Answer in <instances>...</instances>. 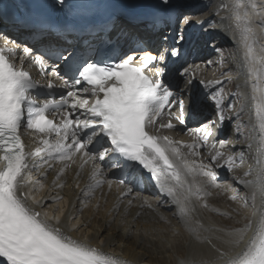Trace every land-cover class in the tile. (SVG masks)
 <instances>
[{
    "label": "snow or ice",
    "instance_id": "1",
    "mask_svg": "<svg viewBox=\"0 0 264 264\" xmlns=\"http://www.w3.org/2000/svg\"><path fill=\"white\" fill-rule=\"evenodd\" d=\"M59 2L63 4L64 0ZM168 3L169 0H162L163 5ZM257 6L255 0H232L230 6L245 49L243 59L251 94L250 105H242L240 112L250 107L253 113L250 123L252 140L256 145L253 159L257 167L254 180H241L250 190L243 197V204L253 209L255 227L253 221L248 220L243 227L226 231L225 235L231 239L223 241L231 247H239L244 236L251 231L252 236L241 251L232 254L213 244L206 235L210 229L193 217L196 212L193 200L200 201L201 208L217 211L207 203L211 193L197 180V177H209L207 186L220 187L215 173L206 171L202 163L194 164L187 158L188 155H198L196 149L208 143L212 134L209 125H215L217 121L210 120L199 128L190 129L195 133L207 129L198 136V143L192 145L157 134L159 129L175 128L172 105H177L179 110L175 119L181 125L186 124L184 100L175 98L172 85L164 78L163 69L156 67L155 62L165 59L163 54L157 56L133 51L112 63L86 60L74 66L68 56L52 53L57 60L66 62L64 75L58 71L59 64L52 67L53 75L63 84L58 86L51 80L47 81L43 87L49 92L42 95L36 91L41 86L25 70L23 58L18 57L13 48L5 46L0 47V264H127V261L113 257L99 247L74 239L69 233L77 229L63 227L58 215L49 216L47 208L60 204L62 196L51 198V205L39 201H34L33 206L29 204L31 194L25 189L34 170H44L46 179L47 170L53 163L75 162L77 157L81 160V172L89 161L93 162L89 184L81 193L83 206H87L95 190L105 183L102 179L105 170L96 161L108 158L110 169H119L122 175L133 179L138 165L147 170L156 185L172 197L185 230L199 243L212 244L218 253L215 261H202L200 264H264V47L257 52L258 37L249 20L250 10ZM256 15L262 16L260 27L264 29V15L260 12ZM23 51L28 56L33 54L29 47ZM177 55L178 51L173 49L171 56ZM33 60L43 69L46 62L44 54L34 56ZM194 67L199 66L189 65L181 69L179 75L194 78L195 73L190 71ZM146 70H154L155 76L146 74ZM187 82L190 84L192 80ZM201 84L206 89L214 86L212 82L205 84L201 81ZM57 87L67 91L53 95L52 90ZM209 98L222 124L225 108L221 92L211 93ZM57 115L60 117L58 123L49 118ZM164 115L169 117L167 123H161ZM22 129L44 134L45 138L40 141L43 147L26 151ZM218 143L224 147L227 141ZM182 147L190 149L189 153H183ZM252 148L253 144H249V149ZM222 155L219 151L211 155L207 167ZM226 163L231 170L236 160L228 157ZM239 163H244L243 153ZM68 167L65 164L59 170L53 180L54 188L64 187L60 180ZM245 175L252 173L249 171ZM107 183L111 186L112 181ZM118 183L124 185L126 179H120ZM43 187L40 180L33 184L34 191ZM230 199L236 200L237 196ZM37 207L43 211L36 210ZM68 219L74 220L75 217Z\"/></svg>",
    "mask_w": 264,
    "mask_h": 264
},
{
    "label": "bare ground",
    "instance_id": "2",
    "mask_svg": "<svg viewBox=\"0 0 264 264\" xmlns=\"http://www.w3.org/2000/svg\"><path fill=\"white\" fill-rule=\"evenodd\" d=\"M138 3L145 10H149L151 6L174 5L178 8L180 15L184 14V20L187 18L185 20L187 27H192L198 21L207 20L205 31H203L207 37L201 45L203 46V53L206 55L203 54L201 60L196 64L199 66L198 68L190 69L195 73L194 78H183L178 75L173 80L172 86L178 87L175 93L181 96H190L192 93V97L195 98L196 88L201 90L205 87L201 81H204L205 84L209 82L215 84L216 81L225 78L226 75H232L235 78L231 83H226L211 91V93L220 91L221 94H225L224 97L221 96L225 108V119L222 124L226 131V146L221 147L217 143H211L209 155L204 153L201 148H197L198 155H188L187 157L194 164L202 163L205 165L206 171L214 172L216 183L220 185V187L207 186L209 177H197V180L205 186V190L211 193L207 197L209 207L217 211L201 208L199 206L201 202L193 200L192 203L196 206L193 217L199 220L205 228L210 229L206 235L211 238L213 244L235 254L247 244L252 232L250 231L244 236L239 247H231L223 242L231 239L225 235V232L243 227L248 220H252L255 227L256 218L253 216V209L250 205L245 207L243 204V197L249 194L250 190L241 183V180H254L257 167L253 159L256 145L252 140L250 123V117L253 113L250 107H245V111L240 112L242 105H250L249 96L251 93L247 86L249 81L243 59L245 49L242 47L240 32L235 27V19L230 11L232 0H169L168 5H163L162 0H140ZM256 4L258 5L257 8L250 10L249 14L253 30L256 26L260 28L258 24L262 23V16H258L256 13L260 12L264 15V0L261 1V4ZM226 5L229 7H225ZM119 26L120 29L124 28L123 33L138 36L150 34L156 28L153 24L149 29H146L144 25H129L121 18L119 19ZM262 31L261 34L256 33L258 53L260 48L264 47V29ZM23 62L26 67L31 68V59L23 58ZM151 67L149 68L151 69ZM151 71L155 74L154 70ZM188 79L192 80L190 84L187 82ZM211 93L205 96L200 104L195 105L196 115L200 121L207 118L203 112H200L202 109L210 113L209 121L215 120V117L219 118L215 106L209 98ZM199 95L200 93H198ZM172 113L177 115L175 112ZM162 118L161 123H167L168 120ZM166 119L168 118L166 117ZM172 123L175 127L180 126L175 118H172ZM218 131H220V127L216 123L214 132ZM157 134L168 136L173 141L183 142L187 145H192V140H194L191 136L174 129H159ZM22 138L25 142L26 151L32 152L43 147L40 141L45 138V135L38 137L26 132L22 134ZM196 140L198 137L195 138L194 144L198 143ZM199 143L202 144V141ZM249 144H253L252 149H249ZM181 151L188 154L190 149L182 147ZM217 151L223 155L215 163H212L211 167H207L211 162V155ZM241 153L244 155V163L242 164L239 163L240 159L236 157V154ZM228 157H234L236 160V165L231 170L226 163ZM80 163L81 160L77 157L75 162L53 163L50 170H47V166H45V170H47L46 179L43 176L44 170H34L30 177L29 186L25 189L31 194L30 206H33L34 201L51 205V198L62 196L63 200L60 204L47 208L49 216L58 215L63 227L77 229L69 233L74 239L99 247L109 255L127 261V264H181V262L200 264L202 261L216 260L218 253L212 244L199 243L185 230L177 215V205L173 203L172 197L166 191H162L156 198L148 195L139 197L133 190L128 192L129 185L122 186L112 182L109 186L107 181L110 180L107 170H105L106 159L96 161V164L105 170V176L102 177L105 183L101 188L95 190L87 206H83L81 193L89 184L93 162L89 161L82 172L80 171ZM65 164H68L69 167L60 180L64 187L62 189L54 188L53 180ZM249 171L252 175L246 176L245 174ZM78 172L79 176H77ZM37 180L42 181L44 187L42 190L34 191L33 184ZM232 196H237V199H230ZM36 210L43 211L38 207ZM219 213L227 215L223 216ZM70 216L75 217V219L69 220L68 217ZM77 219L80 221L79 223ZM102 241L103 243H101Z\"/></svg>",
    "mask_w": 264,
    "mask_h": 264
},
{
    "label": "rangeland",
    "instance_id": "3",
    "mask_svg": "<svg viewBox=\"0 0 264 264\" xmlns=\"http://www.w3.org/2000/svg\"><path fill=\"white\" fill-rule=\"evenodd\" d=\"M224 76H225V75H224ZM221 95H222V94H221ZM78 219L80 220V218H79V217H78ZM78 219H77V220H78ZM79 220L77 221L78 223L80 222Z\"/></svg>",
    "mask_w": 264,
    "mask_h": 264
}]
</instances>
